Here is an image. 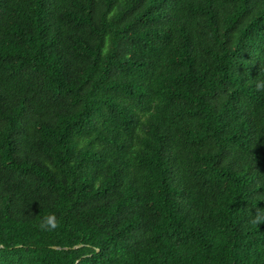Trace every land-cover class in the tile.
<instances>
[{
    "label": "trees",
    "instance_id": "16d2710c",
    "mask_svg": "<svg viewBox=\"0 0 264 264\" xmlns=\"http://www.w3.org/2000/svg\"><path fill=\"white\" fill-rule=\"evenodd\" d=\"M262 210L264 0H0V264H264Z\"/></svg>",
    "mask_w": 264,
    "mask_h": 264
},
{
    "label": "clouds",
    "instance_id": "9594fccd",
    "mask_svg": "<svg viewBox=\"0 0 264 264\" xmlns=\"http://www.w3.org/2000/svg\"><path fill=\"white\" fill-rule=\"evenodd\" d=\"M250 223L256 226L264 224V210L258 211L256 215L250 220ZM54 227L55 225L52 222L51 216L44 217L39 224V228L41 230H51Z\"/></svg>",
    "mask_w": 264,
    "mask_h": 264
}]
</instances>
